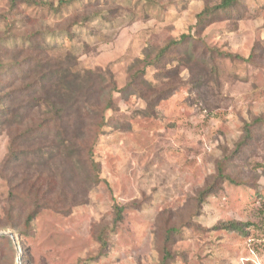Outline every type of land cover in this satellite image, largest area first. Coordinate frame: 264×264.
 Segmentation results:
<instances>
[{
    "label": "rangeland",
    "instance_id": "374dc122",
    "mask_svg": "<svg viewBox=\"0 0 264 264\" xmlns=\"http://www.w3.org/2000/svg\"><path fill=\"white\" fill-rule=\"evenodd\" d=\"M49 1L57 4L59 0ZM219 1L74 0L59 13L23 3L20 13L11 15V25L0 18V36L9 32L4 39L5 78L22 77L15 62L30 44V33L40 30L46 57L70 59L80 77L90 75L92 88L97 89L95 96L100 95L103 83L101 76H92L90 71L109 70L117 84L114 107L106 111L107 123L93 148L101 167L100 182L91 183L86 190L83 181L89 168L84 158H60V187L68 190L76 204L71 211L43 209L27 236L9 227L0 229L14 232L22 264V243L32 258L30 264H164L165 226L180 227L170 246L173 259L166 264H264L260 209L264 203V123L254 122L264 118V0H240V13L223 14L199 32L191 30L207 45L245 61L216 56L212 61L217 74L211 63L167 66L176 67L184 84L157 107L149 106L151 111L146 93L142 97L134 88H126L137 59L170 38L190 32L197 14ZM8 4L9 0H0V10H6ZM99 8L100 15L95 16ZM82 12L92 17L72 26L70 32L60 29L66 25L59 23ZM145 77L156 86L169 84L166 75L153 66L147 68ZM16 80L22 88V81ZM19 88L10 102L13 112L25 110L29 100L28 93ZM142 90L147 92V87ZM96 118L85 119L82 130L96 131ZM75 124L63 128L75 135ZM246 124H251V141L241 154L233 153L229 172L249 183L226 180L198 207L197 192L214 175L217 161L232 155L245 135ZM81 135L76 137L82 139ZM9 142V134L0 124V226L6 223L9 185L1 172ZM255 177L256 186L252 184ZM115 201L126 207L124 219L117 225ZM234 220L248 222L250 234L215 228ZM103 228L110 246L105 256L93 260L100 247L97 235ZM17 255L14 242L13 252L2 245L0 264H17Z\"/></svg>",
    "mask_w": 264,
    "mask_h": 264
},
{
    "label": "trees",
    "instance_id": "16d2710c",
    "mask_svg": "<svg viewBox=\"0 0 264 264\" xmlns=\"http://www.w3.org/2000/svg\"><path fill=\"white\" fill-rule=\"evenodd\" d=\"M73 1L59 0L56 4L49 0H9L8 8L0 10V18L11 25V15L19 14L23 3L59 13L65 5ZM239 1L220 0L213 5L207 4L197 14V21L195 26L191 27L190 32L181 34L179 38H170L158 47L147 51L143 59L135 61L126 88H134L137 94L142 97H144L143 93H146L145 99L148 107L154 108L161 100L173 94L184 84L179 78L176 67L169 68L167 66L173 64L201 66L211 63L212 71L217 74V66L212 61L216 56L237 57L242 60L243 58L239 55L223 53L218 48L207 45L191 32L192 28L199 32L203 26L216 21L223 14L240 13ZM100 11L101 8L96 11L98 14L95 16L100 15ZM86 12L88 11L86 10ZM86 12L71 15L59 23L60 26L66 25L60 29L70 32L72 26L79 22H87L92 15L86 14ZM101 15L105 19H109L103 13ZM47 30L52 31L51 28H47ZM8 34L7 31L3 36H0V124L6 128L10 136L9 151L2 163L1 172L9 185L4 208L6 223L0 226V229L9 227L16 229L20 235L27 236L33 228L36 217L43 209L49 208L56 212L69 213L70 209L76 205L72 203L74 201L68 190L60 187L63 160L67 161V158L74 155L84 158L89 168V174L83 181L87 187L86 190L90 188L91 183L95 185L100 182L101 167L100 163L95 160L93 148L99 132L107 123L106 111L114 107L113 92L117 90V84L109 70L105 73L102 70L90 71L92 76H101L103 83L98 90L100 95L95 96L97 89L92 88L93 80L90 75L86 79L80 77V73L75 72L70 65V59L46 57L44 33L40 30L30 33L28 37L30 44L22 51L24 54L22 58L15 62L14 66L20 70L19 73L22 77L8 75L9 78H5L4 75L7 74L2 72L5 65L3 59L7 54L4 39L8 37ZM199 41L202 44H199ZM252 56L253 54L251 58ZM251 58L247 60L250 61ZM243 60L245 61V59ZM149 66H153L166 75L168 86H156L146 80L145 74ZM16 79H19L18 82L22 81L20 84L23 86L22 88H19ZM142 87H147V92H144ZM17 88L28 93L29 100L26 101L25 110L13 112L10 102L12 97L19 92ZM36 93L39 94V99ZM93 116L97 117L94 127H98L97 130L83 131L82 127L86 126L85 119H91ZM74 122L76 123V134L70 135L63 125L70 126ZM254 122L264 123V118H258ZM89 130L92 132L89 133ZM80 134H83L79 136L82 139L76 137ZM252 134L251 124H246L245 135L236 144L232 155H226L217 161L214 175L197 192L198 207H202L209 196L218 192L226 180L236 184L247 183L245 179L233 177L229 172V166L232 165L230 160L233 153L241 154L242 149L251 141ZM62 146L69 151L63 152ZM70 171H72L71 168ZM252 184L256 186V177ZM125 209V205L114 202L113 213L116 225L124 219ZM260 209L264 216V203ZM249 225L248 222L234 220L221 222L215 228L249 235ZM179 231V226H168V228L165 226L164 228L162 238L164 264L173 259L170 246L175 234H178ZM97 240L100 247L98 255L91 258L93 260L105 256L108 252L110 242L106 228L99 230ZM12 241L9 236H0V248L4 245L6 249L13 252ZM22 247L23 264H30L32 258L28 248L24 246V243H22Z\"/></svg>",
    "mask_w": 264,
    "mask_h": 264
},
{
    "label": "water",
    "instance_id": "95a60500",
    "mask_svg": "<svg viewBox=\"0 0 264 264\" xmlns=\"http://www.w3.org/2000/svg\"><path fill=\"white\" fill-rule=\"evenodd\" d=\"M5 235H8V236H10L13 239L15 248H16V250L18 252L17 264H22V251H21V248H20L18 242L16 241V238L14 236V232H10V231L7 232V231L0 230V236H5Z\"/></svg>",
    "mask_w": 264,
    "mask_h": 264
}]
</instances>
